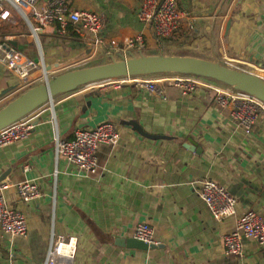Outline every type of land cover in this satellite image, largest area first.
Here are the masks:
<instances>
[{
  "label": "crops",
  "instance_id": "crops-1",
  "mask_svg": "<svg viewBox=\"0 0 264 264\" xmlns=\"http://www.w3.org/2000/svg\"><path fill=\"white\" fill-rule=\"evenodd\" d=\"M50 1L38 0V7ZM65 3L68 12L100 14L103 27L98 42L90 37L82 41L70 23L65 35L57 33V23L39 29L42 60L52 74L129 53H163L218 60L264 79V0H177L184 17L168 39L154 37L138 20L139 0ZM12 20L0 22V41L40 62L35 39L20 20ZM138 36L143 48L123 53L124 41ZM171 76L153 77L163 80L160 94L133 84L94 90L82 86L25 117L32 129L26 138L0 149V175L11 170L1 182L8 186L3 198L7 207L25 215L28 230L25 236H0V264H45L53 241L70 236L77 245L69 264H264V246L254 240L244 242L240 257L227 255L222 244L246 211L264 217V114L247 133L229 107L216 103L212 90L185 95L167 80ZM16 84L0 64V94L10 89L0 102L18 92ZM103 122L117 128L119 139L116 145H99L95 175L79 176L73 164L56 160V135L70 139L75 129ZM204 179L235 198V215L213 218L197 193ZM23 181L34 182L41 197L21 202L15 185ZM139 223L153 227L162 248L118 245L119 239L133 238Z\"/></svg>",
  "mask_w": 264,
  "mask_h": 264
},
{
  "label": "built area",
  "instance_id": "built-area-1",
  "mask_svg": "<svg viewBox=\"0 0 264 264\" xmlns=\"http://www.w3.org/2000/svg\"><path fill=\"white\" fill-rule=\"evenodd\" d=\"M65 4V0H51L43 9L38 7V0H0V22L17 16L28 26L29 32L39 48L41 60L35 62L6 41H0V64L16 78L15 88L18 89V92L44 83L52 76L50 71H46L42 60L38 38L39 29L57 23V33L65 35L67 25L70 23L77 27L76 32L82 41L88 40L89 37L96 42L99 41L103 17L88 11L68 12ZM136 16L140 22L150 28L154 37L168 39L178 32L184 12L178 8L177 0H139ZM122 47L124 48L123 53L125 50L134 48L140 51L143 48L142 38L138 36L127 39ZM167 80L173 86L181 89L185 95L203 88L212 90L216 103L222 107H229L233 120L247 133L264 114V103L256 98L234 91L229 87L226 89L212 88L203 82L207 79L172 74L171 78ZM161 81L163 80L153 79L150 76H126L89 83L84 87L94 90L106 86L119 87L122 84H133L149 93L160 94L159 84ZM31 129L29 119L24 117L0 130V149L26 138ZM118 139L119 132L110 122H103L94 128H78L75 129L70 139L55 136L54 155L56 160H64L73 164L77 175L91 176L95 175L99 168L97 157L99 145H116ZM199 187L198 196L205 203L213 218L222 220L235 215L236 200L223 186L210 179H204ZM6 188H8L6 184H0V236L3 234L11 237L25 236L28 230L26 217L22 212L7 207L2 194ZM15 188L19 200L23 203L41 197L38 186L32 181L17 183ZM133 238L148 245H157L154 229L149 223L137 224L134 228ZM246 240H254L264 246V217L253 210H248L240 215L234 229L223 236L222 244L225 253L236 257L242 256L243 244ZM76 245V237H57L48 250L45 264H57L59 256L66 259L65 264H69L74 256Z\"/></svg>",
  "mask_w": 264,
  "mask_h": 264
},
{
  "label": "water",
  "instance_id": "water-1",
  "mask_svg": "<svg viewBox=\"0 0 264 264\" xmlns=\"http://www.w3.org/2000/svg\"><path fill=\"white\" fill-rule=\"evenodd\" d=\"M110 60V62L101 65L75 69L51 76L44 83L22 92L0 109V130L28 116L40 106L51 102L57 95L72 92L89 83L126 76L191 75L215 81L264 103V79L253 73L230 67L218 60L164 55L163 53L158 55L129 53L128 56L120 55L119 59L112 57ZM46 71H50L49 67H46ZM9 90L3 91L0 97L8 93ZM134 127L140 131L138 125L134 124ZM10 171L7 169L0 175V183L5 180ZM118 245L139 250L162 248V245H148L134 238L119 239Z\"/></svg>",
  "mask_w": 264,
  "mask_h": 264
},
{
  "label": "rangeland",
  "instance_id": "rangeland-1",
  "mask_svg": "<svg viewBox=\"0 0 264 264\" xmlns=\"http://www.w3.org/2000/svg\"><path fill=\"white\" fill-rule=\"evenodd\" d=\"M12 19H13L12 21H14V20H16V21L20 20V22L18 21V23H21V25H23L24 29L29 31L28 26L24 23L23 20L17 18V16H13ZM5 26L7 27V25H5ZM2 32H3V30H2V28H1V30H0V34H1ZM4 32H5V31H4ZM56 74H57V73H54V74H52V76H54V75H56ZM58 74H59V73H58ZM157 75H158V74H157ZM153 77H154L153 75L150 76V78H153ZM223 87H225V86H223ZM25 90H26V89H24L23 91H25ZM23 91L16 92V93H14V95H12V96H10V97H8V98H6V99H3V100L0 102V109H1L2 107H4L8 102H10L11 100H13L16 96H18L19 94H21Z\"/></svg>",
  "mask_w": 264,
  "mask_h": 264
},
{
  "label": "bare ground",
  "instance_id": "bare-ground-1",
  "mask_svg": "<svg viewBox=\"0 0 264 264\" xmlns=\"http://www.w3.org/2000/svg\"><path fill=\"white\" fill-rule=\"evenodd\" d=\"M57 261H58L57 264H65L66 259L61 257V256H59Z\"/></svg>",
  "mask_w": 264,
  "mask_h": 264
},
{
  "label": "trees",
  "instance_id": "trees-1",
  "mask_svg": "<svg viewBox=\"0 0 264 264\" xmlns=\"http://www.w3.org/2000/svg\"><path fill=\"white\" fill-rule=\"evenodd\" d=\"M71 29H72V27L69 26V27H68V30L71 31ZM66 33H67V28H66ZM208 80H209V79H208ZM211 81H212V80H211ZM16 97H17V96H16ZM16 97H15V98H16Z\"/></svg>",
  "mask_w": 264,
  "mask_h": 264
}]
</instances>
